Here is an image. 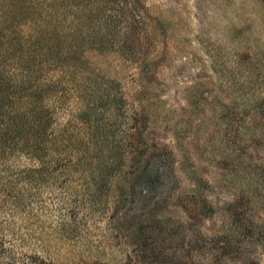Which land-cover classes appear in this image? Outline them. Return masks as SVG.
Listing matches in <instances>:
<instances>
[{"label":"rangeland","instance_id":"374dc122","mask_svg":"<svg viewBox=\"0 0 264 264\" xmlns=\"http://www.w3.org/2000/svg\"><path fill=\"white\" fill-rule=\"evenodd\" d=\"M138 2L56 114L113 156L0 186V264H264V0Z\"/></svg>","mask_w":264,"mask_h":264},{"label":"trees","instance_id":"16d2710c","mask_svg":"<svg viewBox=\"0 0 264 264\" xmlns=\"http://www.w3.org/2000/svg\"><path fill=\"white\" fill-rule=\"evenodd\" d=\"M138 3L0 0V186L13 198H21L26 183H47L56 168L65 172L66 161L75 166L85 159L99 166L95 159L113 156L117 143L106 129L92 125L96 130L88 146L79 149L81 131L69 137L73 125L58 126L56 114L71 87L92 83L83 76L92 51L125 49L137 38L143 18ZM104 93L98 97L118 96Z\"/></svg>","mask_w":264,"mask_h":264}]
</instances>
